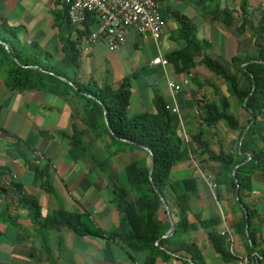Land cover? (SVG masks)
<instances>
[{"label":"crops","instance_id":"0c3cea01","mask_svg":"<svg viewBox=\"0 0 264 264\" xmlns=\"http://www.w3.org/2000/svg\"><path fill=\"white\" fill-rule=\"evenodd\" d=\"M157 1L166 22L160 39L143 38L130 30L117 51L102 42L84 51L87 34L82 25L65 16L57 18L64 15V0H0V40L10 49H22L27 57L37 54L43 65L62 59L60 37L74 41L80 67L76 73L70 68L65 71L75 82L91 85L93 78L97 84L115 88L130 77L128 108L133 114H156L162 103L168 105L174 112L173 128L188 148L173 165L171 180L189 177L196 188L188 193L187 230L159 243L164 233L155 244L170 251L181 243L195 244L204 264H238L244 257V264H264V110L253 116L261 103L249 108L245 103L249 96L244 101L237 96L250 85L244 66L264 62V29L260 30L264 0H204L207 4L200 7L197 0L195 4L193 0ZM174 11L192 20L193 38L196 34L194 41L202 53L181 72L167 59L168 53L186 44ZM203 55L217 59L236 76L238 91L233 92L224 78L200 61ZM155 58L166 63H153ZM184 77L189 81L180 91L168 87V80L178 83ZM84 105L85 100L72 91L65 96L42 89L11 90L0 75V170H5L0 174V264H190L183 259L190 257L184 249L169 257L158 254L150 261L146 251L121 240L122 229L107 239L79 235L64 225L43 227L33 222L18 191L38 202L40 222L63 209L88 214L93 226L106 234L119 224L123 212L114 201L115 189L126 182V164L146 157V152L124 148L114 153L118 145L82 121ZM215 108H225L237 126L230 127L224 119L213 124L211 118L205 121ZM74 131L81 132L84 148L75 149L73 156ZM197 134L200 138H193ZM259 151L261 158L256 155ZM34 167L43 170L40 180ZM44 180L51 190L41 185ZM166 196L175 223L177 201L168 186ZM127 198H134L132 191ZM159 218L169 224L167 213L159 212ZM210 219L217 222L203 224ZM225 228L232 230L231 244L221 234ZM215 235L224 236L233 258L225 260L216 251L211 241Z\"/></svg>","mask_w":264,"mask_h":264},{"label":"trees","instance_id":"16d2710c","mask_svg":"<svg viewBox=\"0 0 264 264\" xmlns=\"http://www.w3.org/2000/svg\"><path fill=\"white\" fill-rule=\"evenodd\" d=\"M203 2L204 0H197L198 4ZM244 11L243 9V15H245ZM63 12L64 15L59 14L57 18L61 17L64 20L66 17V4L65 11ZM159 12L164 19V15L160 9ZM173 14L179 24L180 36L184 38L186 44L168 53L167 59L174 65L177 72H181L193 66V57L195 55H202V53L200 52L201 46L199 42L194 41L193 38L195 26L192 20L187 15L177 11H174ZM261 22L264 24V17ZM261 29H264V25L263 27L261 26ZM87 32L88 29L86 27L83 33L87 34ZM60 42L62 43L61 47L64 55L58 63L49 65L41 64L40 59L36 56L37 54L32 57H27L22 49H8L0 44V75L4 78L5 83L11 90L17 91L42 89L51 93L59 92L65 96L70 91L80 95L85 100L81 116L82 121L96 134H106L111 143L117 144L118 149L113 150L114 153L124 148L142 149L139 147V144L151 149L154 160L151 179L149 178L151 158L146 151V157L131 160L126 164L123 173V180H126V182L116 188L114 194L116 206L123 214L120 217L116 229L109 234L93 226L89 215L84 212H69L58 209L47 217L44 222H40L41 208L38 202L23 194L22 191H18V194H20L19 201L29 209L32 220L37 225H42L43 227H50L54 224L64 225L79 235L92 234L107 239L113 236V234H118L122 229L123 237L121 240L132 247L146 251L150 261L158 254L169 257V254L159 249L155 244L156 240L165 233L169 225L166 223L167 221L165 222L159 218V212L166 214L160 196L168 204L166 196V187L168 186L172 198L177 201L179 217L175 222L174 232L165 238H161L159 243L178 238L187 230L189 227L187 219L189 212L188 193L196 188L195 181L189 177L171 180L173 165L181 160L188 152V148L182 144V138L173 128L174 112H172L168 105L165 106L162 103V109H159L156 114L139 113L128 116L127 109L131 95L130 77H124L121 83L115 88L108 83L97 84L93 78L91 79V85L90 83L75 82L73 77H70L65 70L70 68L73 69L74 73L78 71L80 67L79 50L76 48L74 41L60 37ZM15 57L18 59V62L15 61ZM261 58L264 61V56H261ZM200 61L208 69L224 78L233 92L238 91L236 89V76L227 73V67L224 64L207 55H203ZM30 65H36L38 67L32 68ZM244 69L250 85L246 90L238 91L237 96L241 101H244L249 96L245 102L249 108H252L253 103H261V105L257 104L259 105L258 111L255 112L252 109L253 116H257L258 113L264 110V100H262L264 99V62L249 63L244 66ZM192 75L190 74L189 77H192ZM61 76L73 79L77 89H74L70 84L61 80L59 78ZM253 84L254 89H252ZM83 93L90 94L92 97L84 95ZM103 107L106 110V115L104 114ZM209 115L210 117L205 118V121L211 118V124L218 119H224L230 127L237 126L233 115L228 113L225 108L221 111L215 108L213 112H209ZM105 116L114 135L107 128ZM193 138H200V134L193 136ZM123 139H127L130 142H126ZM243 143L244 140L241 144L243 145ZM83 145L81 132L74 131L70 142V151L73 156L75 154L74 150L79 148L81 150V148H84ZM261 153L262 151L256 153L258 158H261ZM33 169L35 178L40 180L43 175V170H40L38 167H34ZM4 173L5 170H0V174L3 175ZM236 178L239 179L237 174ZM41 185L51 190L48 180H44ZM129 191H132L134 194V198L131 200L127 198ZM214 222H217V219H210L203 224L210 225ZM253 236L252 234L249 236V239L251 238V244L254 243ZM211 241L223 259L228 260L233 258L226 249L224 236L215 235L211 238ZM182 249L189 254L194 264H204L195 244L181 243L171 251L179 252ZM262 254L264 257V252Z\"/></svg>","mask_w":264,"mask_h":264},{"label":"built area","instance_id":"2783aa9c","mask_svg":"<svg viewBox=\"0 0 264 264\" xmlns=\"http://www.w3.org/2000/svg\"><path fill=\"white\" fill-rule=\"evenodd\" d=\"M67 20L73 24L87 27L86 43L82 49L89 51L93 44L102 42L110 51L120 50L126 43L130 30L143 38L160 39L166 31V22L159 12L157 0H64ZM162 60L155 58L152 62ZM162 62L166 63V60ZM184 77L176 83L171 80L167 85L174 91H180L182 85L188 84ZM221 234L231 244L232 230L225 228ZM246 257L238 264L246 263Z\"/></svg>","mask_w":264,"mask_h":264},{"label":"water","instance_id":"95a60500","mask_svg":"<svg viewBox=\"0 0 264 264\" xmlns=\"http://www.w3.org/2000/svg\"><path fill=\"white\" fill-rule=\"evenodd\" d=\"M0 44L4 45L6 48L9 49V45H8L7 42L0 40ZM15 61L18 62V59H17L16 57H15ZM30 67H32V68H37L36 65H30ZM40 69L42 70V68H40ZM60 79L63 80L64 82H67L68 84L72 85L75 89H77V86L73 85L72 82H71V80H69V79H67V78H65V77H62V76L60 77ZM253 88H254V86H253ZM83 94H84V95H87V96H89V97H92L90 94H86V93H83ZM103 110H104V114L106 115V110H105L104 107H103ZM105 122L107 123V128H108L109 132H110L111 134H113V132H112V130H111L109 124H108V120H107V117H106V116H105ZM113 135H114V134H113ZM116 138H118V137H116ZM123 140L126 141V142H130V141L127 140V139H123ZM139 147L142 148L144 151H146V152L150 155L151 163H150V166H149V178L151 179L152 170H153V165H154V160H153V154H152V151H151V149L148 148L147 146H144V145H141V144H139ZM160 200H161L162 205H163L164 209L166 210V213H167L168 218H169V228L167 229V231L165 232V234L162 236V237H167L168 235H170L171 233L174 232V230H175V223H174V221H173V219H172V216H171L170 211H169V207H168L167 203L165 202V199H164L162 196H160ZM157 243H158V241H156V244H157ZM158 246H159L160 249L164 250V251L167 252L168 254H170V255H172V256H173V255H176V254H174L173 252H171L169 249H167V248H165V247H163V246H160V245H158ZM183 259H184V260H187L190 264H194L193 261H192V259H191L190 257H185V256H183Z\"/></svg>","mask_w":264,"mask_h":264},{"label":"rangeland","instance_id":"374dc122","mask_svg":"<svg viewBox=\"0 0 264 264\" xmlns=\"http://www.w3.org/2000/svg\"><path fill=\"white\" fill-rule=\"evenodd\" d=\"M203 3L207 4V1H206V2H203ZM192 4H195V1H194V0L192 1ZM196 4H197L199 7H200V5L202 6V4H198L197 1H196ZM194 38H196V34H194ZM41 59L43 60V58H41ZM42 70H44V69H42ZM44 71H45V70H44ZM127 115H128V116H130V115H131V116L134 115V114H133V110L128 108V109H127ZM249 165H250V163H249Z\"/></svg>","mask_w":264,"mask_h":264}]
</instances>
